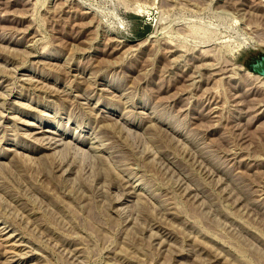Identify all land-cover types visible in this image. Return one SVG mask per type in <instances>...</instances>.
<instances>
[{"label":"rangeland","instance_id":"rangeland-1","mask_svg":"<svg viewBox=\"0 0 264 264\" xmlns=\"http://www.w3.org/2000/svg\"><path fill=\"white\" fill-rule=\"evenodd\" d=\"M263 51L264 0H0V264H264Z\"/></svg>","mask_w":264,"mask_h":264},{"label":"water","instance_id":"water-1","mask_svg":"<svg viewBox=\"0 0 264 264\" xmlns=\"http://www.w3.org/2000/svg\"><path fill=\"white\" fill-rule=\"evenodd\" d=\"M262 63H264V51H263ZM259 65H261V64H259ZM250 69L254 73H257V74L261 75L264 78V66H263V68H261V69L258 70L257 69V66L254 65V66H250Z\"/></svg>","mask_w":264,"mask_h":264}]
</instances>
